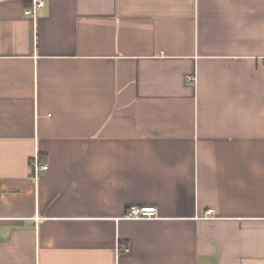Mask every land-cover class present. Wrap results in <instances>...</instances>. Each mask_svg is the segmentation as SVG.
I'll return each instance as SVG.
<instances>
[{"label":"crops","instance_id":"obj_1","mask_svg":"<svg viewBox=\"0 0 264 264\" xmlns=\"http://www.w3.org/2000/svg\"><path fill=\"white\" fill-rule=\"evenodd\" d=\"M40 1L0 0V264H264V0Z\"/></svg>","mask_w":264,"mask_h":264},{"label":"built area","instance_id":"obj_2","mask_svg":"<svg viewBox=\"0 0 264 264\" xmlns=\"http://www.w3.org/2000/svg\"><path fill=\"white\" fill-rule=\"evenodd\" d=\"M45 7V2L40 0H33V6L26 10V14L29 16H35L37 11ZM264 62V60H263ZM193 80V79H192ZM33 180L38 182L41 173L49 169L47 163H43L40 157L36 155L31 162ZM127 216L132 219H151L157 216V208L154 206L137 207L133 206L128 210Z\"/></svg>","mask_w":264,"mask_h":264}]
</instances>
